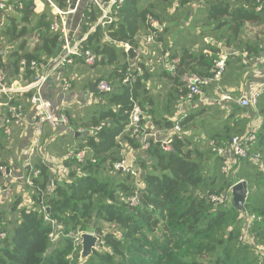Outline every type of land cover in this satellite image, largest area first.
Returning a JSON list of instances; mask_svg holds the SVG:
<instances>
[{"label":"trees","instance_id":"obj_1","mask_svg":"<svg viewBox=\"0 0 264 264\" xmlns=\"http://www.w3.org/2000/svg\"><path fill=\"white\" fill-rule=\"evenodd\" d=\"M162 1L171 3L174 0ZM180 1L181 4H186L194 0ZM207 1L212 4L209 17L218 22L215 25L217 30L225 26L237 33L245 22L264 25V0H244L247 7H236L229 0H220L216 4L213 0ZM137 2L138 0H127L119 17L120 22L109 28V39L102 29H98L86 42V47L98 55L95 67L114 65L113 72L108 76L97 77L94 81L96 84L102 80L108 81L114 87V91L99 93L96 95L95 105L87 109L89 116L91 115L90 126L97 127L104 122L106 125L99 132H83L79 134V138L78 134L73 135L74 139H78L76 147L88 151L86 162L79 164L68 154L65 160L66 174L57 182L52 193H46V189L55 177L54 172L42 161L33 163L32 170H40V175L31 178V185L23 181L26 187L23 190H28L32 196L33 207L23 206L21 196L24 195L16 196L14 193V203L4 211L10 210V214L6 219L9 221L8 228L6 225V228L1 229L7 233V238L0 241V264H259L255 257L256 251L239 243V236L244 231L240 211L233 205L228 207L224 204H214L209 199L213 194L224 198L228 194L225 191L230 190L240 180L226 185V182L225 184L222 182L227 179L218 178L215 173L206 176L203 161V154L206 151H200L199 146L192 148L190 139L183 134V130L192 119L190 113L181 122L182 133L174 137L173 151L169 153L163 152L157 143H153L147 151H142L141 139L131 133H125L133 101H137L145 111L144 123L149 130L152 126L160 130H170L176 123V120L159 121L155 119L154 111L149 110V103L145 99L146 70H142L135 85L123 83L130 68L125 44L135 48L138 22L141 20L142 23H147L148 16L156 19L148 11L140 13L136 8ZM24 3V9L13 13L0 10L9 22L0 32V37L6 38L7 41L0 43L16 44L22 40L18 48L12 45L13 47L5 53L8 57L7 63L4 56H0V70L6 71L8 79L13 78L9 79L8 84L16 79L27 84L42 73L43 66L59 52L58 36L49 29L51 20L49 13L45 12L40 16L37 26L33 29L20 26L14 13H19L20 21L24 23H30L35 16L33 2L24 0ZM57 3L60 8H67L66 0H57ZM260 5L262 10L257 11ZM85 13L86 34L98 18L99 11L88 13L86 10ZM224 18L229 20L223 22ZM161 24L163 25L162 22ZM38 29L42 31L41 44L33 52H28L25 50L24 38ZM163 33L158 35L157 42L161 43ZM103 40H108V43H104ZM245 50L254 55L260 53L258 46L253 44ZM217 57L218 51L214 50L210 59L186 53L177 66L176 82L181 86V76L190 71L203 76L212 75L213 60ZM23 59L29 63L36 61L39 69L37 71L26 69L22 72L20 63ZM201 61L203 64L200 65L207 67L205 72L190 67L191 63L199 64ZM229 62L230 58L228 65ZM139 67L143 68V65ZM57 77L59 76L53 77V81ZM30 96L31 93L26 94L27 98ZM235 107L237 110L223 122L221 132H214L209 137L218 145L229 142L235 135L247 133L250 119L247 117L236 119L233 126L232 120L237 115L247 113V110H251L252 113L254 110L237 105ZM258 110L263 120L257 132L258 140L253 152L264 155V100L259 103ZM257 117L255 114L254 118ZM61 127L55 131V136L62 135L64 130L68 129L61 130ZM3 141L6 140L1 129L0 167L7 164L15 168L16 162L13 159L7 162L2 160ZM121 142L135 151L140 149L142 153L138 157L139 160L136 157L131 165L133 169L139 170L138 177L115 171L113 168L115 163L123 159ZM207 157L205 153V158ZM216 161H219L222 173V159L217 156ZM241 165L243 167L240 170V178H247L256 185L253 190H248L245 210L260 219L254 222L252 229L259 241L264 244V161L244 160ZM249 170L255 174L249 173ZM28 171L31 172L30 169ZM113 171L115 175L112 174ZM1 176L0 173V178ZM202 190H207V194L202 195L200 193ZM136 191L140 192L139 205L132 207L128 199ZM43 204L49 207L51 218L62 232L69 234L80 230L96 233L105 241L107 251H95L94 255L83 263H79L77 255L76 261L73 262L74 240L65 237L55 244L51 243L49 235L52 226L43 219ZM12 212L17 213L18 217H13ZM105 224L110 226L109 230L105 229ZM113 225L121 237L111 230ZM157 230L161 231V236L155 234ZM202 257H208L207 261H202Z\"/></svg>","mask_w":264,"mask_h":264},{"label":"crops","instance_id":"obj_2","mask_svg":"<svg viewBox=\"0 0 264 264\" xmlns=\"http://www.w3.org/2000/svg\"><path fill=\"white\" fill-rule=\"evenodd\" d=\"M55 3L58 5L57 0H54ZM220 0H213V3H218ZM230 3H232L234 6H243L247 7V3H244V0H229ZM59 6V5H58ZM34 8V14L35 16L32 18L30 23H24L20 21L21 16L19 13H14L13 15L17 18L18 22H20L21 27H27L29 30L33 29V27H36L38 24V19L40 16H42L45 12L49 13L51 16L50 24L54 20V14L52 12V9L45 5L44 3L39 2L37 9ZM137 10L142 13L148 11L149 13H152L156 17V20L161 24L163 23L162 27L165 30V33L162 34V41L161 43L158 42L157 44H147L145 41V36H147L148 32V24L142 23L141 20L138 22V32L136 33L135 40V48L132 45L125 44L130 47V50L133 49L135 52L134 59H132V56L129 54V61L130 63H133L137 60L141 59V54H145L146 57V65L144 63H138V65H143V68L139 67V70L142 72V70H146L147 79H145L144 84L146 86V96L145 99L147 100L149 110L155 111L154 116L155 119L161 121L163 119L167 120H178L182 117L178 115V104L180 95L182 94L183 84L181 81V86L176 82V76L171 72V66L176 64L177 66L179 63H181L182 57L188 53L192 56H206L207 58H212L213 50L218 51V54H227L230 58V62L227 68V71L224 74L223 80L220 83L221 90L217 91L216 85H211L206 89V95L209 99L208 103H201L199 101L194 102L188 107L187 115L189 113L192 115V119L189 121V123L186 125L187 127L194 123L197 124L199 120H207V115L211 114V117L209 119V124L206 126L205 133L210 136L215 132H221V127L219 124L221 122H225L229 115H232L234 111H236V107L240 106L238 103L239 100L244 97L250 95L253 91L260 88L264 85V47L260 46V53L259 55H254L246 52V50L240 52H232V51H226L228 50V47H224L220 45L221 43H216V35L213 34V31L215 32H222L227 31L228 27H223L220 30H217L215 27L212 26V29H204L202 25H210V24H217L216 20H212L209 17L210 10L212 8V4L209 3L207 0H194L190 1L186 4H181L180 0H174L171 1V3L164 2L162 0H138L136 5ZM87 10V0H82L78 12L75 15H72L69 17V30L72 35L73 40H78L80 38H83L87 35L88 37L92 34H88V32L84 33V26L86 25L85 21H82L83 14H85ZM0 11V32L2 29H4L6 26H8L9 22H7L6 15H3ZM228 18H224L222 20L223 22L228 21ZM161 21V22H160ZM220 21V20H217ZM117 22H120V19H118ZM250 24L245 22L243 25L244 27H247ZM165 26V28H164ZM264 26V25H263ZM211 27V26H210ZM209 27V28H210ZM229 30V29H228ZM231 34H229L230 38L231 35L234 37L230 39H237L239 40L241 37L243 38L242 34V28L239 32L234 33L233 31H228ZM161 34V33H160ZM41 35L42 31L40 30H33L32 33L26 36L24 40H28L29 37H37V44L38 47L41 44ZM159 35V34H158ZM0 41H7L6 38L0 37ZM22 42V40L16 42V44H1L0 43V56H4V61L7 63V55L5 54L10 47L15 46V48H18L19 44ZM104 43H108V40H103ZM103 43V44H104ZM26 43L25 50L29 49V46ZM35 44V45H37ZM261 45L260 43H257ZM13 45V46H12ZM8 46V47H7ZM60 46V45H59ZM36 49L35 46L32 47V51ZM236 55L235 57H232ZM237 56H240L237 57ZM246 65H245V64ZM203 64V61L199 62V64L191 63L190 67L195 68V70L199 72H205L207 70L206 66L200 65ZM203 66V67H202ZM89 67H86L81 60H76L74 65H70L66 67L63 72H65L64 76H61L62 71L58 72L57 75L63 77V79H67L71 82L73 87L71 90L66 92L63 89V84L61 81L63 79H60V83L57 85L56 80L53 81V78L45 85L44 88V97L46 100H48L51 104L53 109L57 112L58 115L66 114L68 115L69 119V126L68 129H65V127H61V130L65 129L63 134L67 133L71 126L77 128V131L75 134H78L79 136V129L84 130L83 132L92 133L94 132L93 129H95V126H90L91 123V115H80L81 112L86 111L88 108L94 106L90 105L91 100H96V95L92 92V88L94 85L97 86L94 81L97 77H101L103 75H109L114 70V65H105L103 67H99L97 69V72H93L94 74H91L88 77V69ZM132 69V67L130 66ZM132 71L136 73L133 69ZM178 71V69H177ZM190 71V70H189ZM23 72V71H22ZM192 72V71H190ZM194 73V71H193ZM137 74V73H136ZM34 79V78H32ZM31 79V80H32ZM30 80V81H31ZM18 82V84H15ZM25 82H22L18 79L13 80L11 83L9 82V85H14L15 88L21 86H27ZM32 91H29L27 93L16 94V98L21 100L25 106V112L24 117L26 121H32L34 117V111L32 108V105L29 102V98L26 97V94L31 93ZM228 96L229 100H224L223 96ZM264 100L263 98L260 100L262 102ZM259 102V103H260ZM0 103L4 104L0 106V131L2 129V124L4 121V118L6 117L8 113V107L5 106L7 103V99L5 95H0ZM259 105V104H258ZM241 107V106H240ZM219 108V109H218ZM243 108V107H241ZM254 112L258 117L254 118V115L251 110H247V113L243 114L242 116L237 115L232 120V126L234 125V120L236 119H250V124L248 125L247 132L254 129V128H261L262 125V115H260L258 106L256 109H253ZM177 111V112H176ZM217 111L220 112L221 115H225V119L220 121L216 124L218 121ZM217 119H216V118ZM102 124V123H101ZM100 124V125H101ZM99 125V126H100ZM98 127V126H97ZM152 130L158 131L159 129L152 126ZM164 130V129H161ZM200 130V128H198ZM201 131V130H200ZM45 141L44 145L40 148L38 151V154L36 157L33 158V163L35 161H46L49 160L51 162L56 163L55 168L58 170V172H61V168H65V160L66 157H62L61 160L58 157H54V154L52 150L54 149L56 140L53 137L55 136V131L52 130L50 127H46L45 131ZM85 134V133H84ZM206 135V136H207ZM59 136V135H58ZM33 137V133L30 129V127H24V128H16L15 129V136L14 140L21 141V143H24L23 145V151H21V154H19L17 157L13 158V160L16 162V167L20 163L23 166V172L20 173L21 170H17V168H14V172L12 170L13 178H27L30 176L29 167L26 166L27 160L26 159V149L28 145L31 142V139ZM79 138V137H78ZM6 140V138H5ZM75 140V141H74ZM74 143H78V139H74ZM212 141V140H210ZM209 141V142H210ZM5 142V141H4ZM7 142V140H6ZM77 142V143H76ZM124 147H126V144H123ZM75 148H77L75 146ZM130 148V147H129ZM122 154L128 153L129 160L131 164L135 161V150L126 148L121 149ZM27 169V170H25ZM17 170V171H16ZM31 171V170H30ZM25 173V174H24ZM24 174V175H23ZM243 181V180H241ZM15 180L12 182L10 181H4L3 177L0 178V186H7L11 183L12 186L14 185V192L16 196L18 195H24L21 196L22 204L25 203V207H33V202H31L32 196L28 193V190L25 189V185H23V181H20L18 183H14ZM15 198V197H14ZM6 199H3V202L5 203ZM14 203V201H13ZM12 203V204H13ZM11 204V205H12Z\"/></svg>","mask_w":264,"mask_h":264},{"label":"built area","instance_id":"obj_3","mask_svg":"<svg viewBox=\"0 0 264 264\" xmlns=\"http://www.w3.org/2000/svg\"><path fill=\"white\" fill-rule=\"evenodd\" d=\"M35 9L38 7V3H44L48 5L54 14V20L50 24V32L58 36V41L61 45V49L58 54L50 60L46 65L43 66L42 73L38 74L34 79L30 81L27 86H21L15 88L14 85L8 84L7 73L4 69L0 70V95H5L8 107V113L4 118L2 129L3 134L8 142L14 141L15 129L30 127L33 137L26 149V166L31 170L30 176L27 178H13L12 170L6 166L2 165L0 167V173L4 181L18 183L20 181H26L28 185L32 184V177H38L40 175V170L33 169V158L36 157L40 148L44 145L45 131L46 127H50L52 130L57 131L60 126L68 128L69 119L68 115L61 114L58 115L53 109L52 104L44 97L45 85L57 75V73L70 65H74L76 60H81L86 67H95L98 63V55L94 53L91 49L86 47L87 35L78 40H73L70 36L69 30V17L75 15L78 12L79 6L82 0H66V9L60 8L54 0H31ZM127 0H87V12L92 13L94 10L99 11V16L95 23L92 24L88 34L96 32L98 29H102L108 38L109 28L114 25L125 5ZM24 0H0V10L8 13H13L16 10L24 9ZM262 10V5L257 8V11ZM82 21H85L86 13L83 14ZM147 23L149 26V33L145 36V41L147 44H157L158 34L164 31L162 25L152 16H148ZM130 51V47L126 45V52ZM228 55L218 54V57L213 60V73L210 76H203L193 72H187L181 76V81L183 84L182 94L178 104V115L181 119L176 120L174 127L170 130H165L161 132L160 130L148 131L146 123H144L146 115L145 111L139 105L137 101H133V109L129 114V123L125 129V133H131L135 137L141 139V148L147 151L153 143L160 145L161 149L165 153L173 151V141L177 134L182 133L181 122L188 117L187 110L188 107L196 101L203 104L208 103L209 99L206 95V89L211 85L217 86V91L221 90L220 83L223 80L224 74L227 71L228 66ZM21 71L30 69L31 71H37L39 69V64L36 61L27 62L23 59L20 63ZM171 72L176 75L177 65L171 66ZM138 81V75L132 71L131 68L125 74L123 83L125 85L133 86ZM63 89L69 92L72 88V84L67 79L62 81ZM97 89L100 93H112L114 87L108 81L102 80L97 84ZM31 92L29 102L32 105L34 111V117L32 121H26L24 117L25 106L23 102L17 99L16 94ZM264 97V85L253 91L250 95L244 96L239 100V104L243 108H253L256 109L260 100ZM224 100H229L228 96L222 97ZM96 103V100H91L90 105ZM4 104L0 103V106ZM106 125L102 123L100 126L96 127L94 132H99ZM259 128H254L248 131L245 135H235L229 142L218 145L215 141H210L209 146L212 151L217 154L222 159V173L230 174L233 168L240 166L244 160L252 161H264V155L260 152H253L255 145L257 143V132ZM84 130L79 129V133H83ZM121 148L124 147L121 142ZM123 159L113 165L115 171L125 172L132 174L134 177H138L139 170L133 169L131 167V162L126 158V154H122ZM88 156L87 150H79L74 148L70 150V158L75 159L79 164H84ZM95 162V161H94ZM55 174V177L50 181L47 186L46 193H52L56 189L57 182L61 178V172H58L55 168L54 162L49 160L43 161ZM241 182V181H240ZM239 183V182H238ZM13 183L5 186H0V205L3 203V199L10 198L13 195L14 187ZM237 184V183H236ZM229 197H220L216 194L210 195L209 199L214 204H226L233 200V187L228 192ZM140 192L136 191L135 194L128 199V202L132 207H137L139 205ZM43 219L52 226V232L49 235L51 243H57L61 238H72L74 240L75 249L82 247V235L84 233H90L99 238L96 251L104 250L105 241L102 237L98 236L93 232H82L78 235L74 233L65 234L60 229H58L56 222L51 218L50 209L46 205H42ZM245 215V214H244ZM1 217V214H0ZM252 222L260 220L255 215L250 216ZM253 223L250 224L253 226ZM0 226V241L7 238V233L1 230ZM99 249V250H98ZM100 252V251H99Z\"/></svg>","mask_w":264,"mask_h":264},{"label":"rangeland","instance_id":"obj_4","mask_svg":"<svg viewBox=\"0 0 264 264\" xmlns=\"http://www.w3.org/2000/svg\"><path fill=\"white\" fill-rule=\"evenodd\" d=\"M215 25L216 24H210V25L206 24V25H202V27L204 29H212V26L215 27ZM211 31H213V34L216 35V40H215L216 43H221L220 45H222V46H224L226 48L228 47V50H226V51H232L233 53L234 52L242 53V51H244L251 44H253L255 46H258L259 49H260V46L264 47V26L262 24H258L257 23V24H250L247 27L242 26V34L241 35L243 36V38L241 37L239 40H237L235 38L230 39V38L234 37L233 35H231L230 38H227V37H229V34H231L230 32H228L229 31L228 29H227V31H222V32H219V31L215 32V30H211ZM26 43H28L27 45L29 46V49L27 51L28 52H33L31 50L32 47L33 46H35V47L38 46L37 37L34 36L33 39H32V37H29L28 40L26 41ZM257 43H260L261 45H259ZM35 44H37V45H35ZM146 57L147 56L145 54H141V59L140 60H137V61H135L133 63H130V66L137 73L138 76H140L142 74V72L139 70L138 63H144L146 65V63H147L146 62ZM237 57L240 58V56H237ZM98 68L99 67L88 68L87 69L88 70V77L91 74L95 75V73L97 72ZM93 72H95V73H93ZM63 73L65 75V72H62L61 76H64ZM61 76L55 78L57 85L60 83V77ZM9 79H13V78L9 77ZM9 79H8V81H9ZM154 113H155V111H154ZM80 115H83V116L86 115L87 116L88 115V111L87 110L83 111V112L80 113ZM210 115L211 114H208L206 116L207 120H199V122L197 124L192 123L188 127H186V129L183 130V132H184L183 134L190 139L192 148H194V146H197V147L199 146L201 148L200 151H204V150L206 151L205 153H206V155H208V157L205 158V153L203 154V161H204L205 167H206V169H205L206 176L209 177L213 173H215V175L218 178L222 177L223 180L227 179L226 181L222 182V184H225V182H226V185H227V183H234L236 181L243 180L244 182H246L248 184V190L249 189L253 190V188L256 185L253 184L252 181H250L247 178H243V177L240 178V170H241V167H243L242 165L234 168L232 170L231 174H229V175L224 174L225 176L222 175L223 173H221V171H220L219 161H216L217 154L215 155V153L212 152V150L210 149L209 144H208V142L210 140V138H209L210 137V132H209V135H207L205 133V130L207 128L206 126L209 124V119H210L208 117H211ZM225 115L224 114L221 115L220 112L217 111V116H219V117H218V121L216 122V124L219 123L220 121L224 120L225 119ZM222 124L223 123L221 122V124H219V125L222 126ZM198 128H200L201 131L198 130ZM76 131H77V128L71 126V128L69 129V131H67V133L59 135V136H56V137H53L56 140L54 149L52 150V152L54 154V157H58V158H60L62 160L63 159L62 157H67L68 154H70V150L74 149L75 146H77L74 143V141H73L74 140L73 135L75 134ZM148 131L150 132V131H153V130L150 129ZM160 131L164 132L165 130H160ZM44 141H45V139H44ZM23 145H24V143H21V141H17V140H14L12 142H8V141L4 142L3 141V147L4 148H3L2 160L7 162V161H10L11 159L17 157L19 154H21V151H23ZM126 149L129 150L130 148H126ZM208 150H210L211 152L208 151ZM141 155H142V153H140V149H139V150H137L135 152V154L133 156L138 158ZM126 158L129 159L128 153H126ZM135 160H136V158H135ZM138 160H139V158H138ZM6 166H7V164H6ZM9 168L11 170H13V172H14V168H11V167H9ZM16 168H17V170H21L20 171L21 174L23 172H25V171H23V166L20 163V160H19V164L17 165ZM113 172H112V174L115 175L116 173L115 172L113 173ZM248 172L255 174L254 171H251V170H249ZM65 174H66L65 173V168L64 169L61 168V174L57 175V176H58V178L62 179L65 176ZM228 176H230V177H228ZM14 187H16V186L14 185ZM207 192H208L207 190H202V192H200V193L202 195H204V194H207ZM225 192H229V190L227 189V191H225ZM226 197H229V195L227 194ZM13 199H14V194L11 195V197L9 199L6 198L5 203L3 202L0 205V214H1L0 226H1V228H6V225H7V228L9 226V221L6 220V219L8 218V216L10 214V212H9L10 210L8 212H4V211H6L11 206V204L14 201ZM22 205L25 206V203H23ZM224 205H227L229 207L230 205H232V202L229 201L228 203H226ZM240 213H241L240 219L243 220L242 224H243L244 231H242V233L239 236V239H238L239 243L242 244V245H245L247 247H250L251 249H254L256 251L255 257L258 259L259 264H264V244L261 243L259 241V239L256 237V235L253 232L252 226H251V228L249 226L250 224L253 223L252 220H251V217H250V216H252V214L248 213L246 210L240 211ZM12 215H13V217H16V216L18 217L17 213H15V212H12ZM104 227H105L106 230L110 229V226L107 225V224H105ZM111 230L113 232H115L116 235H119L121 237V234H119V231L117 230V228L114 225L111 226ZM71 233H74V235H78L79 233H82V231L78 230V231H73ZM155 234L158 235V236H161V231L157 230L155 232ZM81 251H82V247H80L78 249H75L73 251V254H72L73 255L72 256L73 262L76 261L77 255H79V258H78L79 263H83V262L86 261V260L85 261H81ZM99 251L100 252H105V251H107V249H104L102 251L99 250ZM207 259H208V257H202L201 258V260L204 261V262H206Z\"/></svg>","mask_w":264,"mask_h":264},{"label":"water","instance_id":"obj_5","mask_svg":"<svg viewBox=\"0 0 264 264\" xmlns=\"http://www.w3.org/2000/svg\"><path fill=\"white\" fill-rule=\"evenodd\" d=\"M72 37V35H70ZM61 49V45L59 46V51ZM129 54L134 59L135 52L133 49L129 51ZM92 92L95 94L100 93L97 89V86L94 85L92 88ZM248 184L244 181H241L233 186V207L238 211H244L246 201L248 198ZM82 251H81V261H85L94 255V252L97 249V245L99 242V238L90 233H84L82 235Z\"/></svg>","mask_w":264,"mask_h":264}]
</instances>
